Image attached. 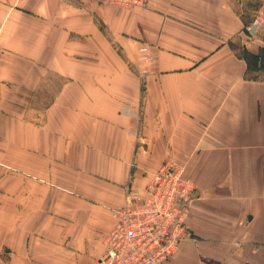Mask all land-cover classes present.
<instances>
[{"label": "crops", "instance_id": "crops-1", "mask_svg": "<svg viewBox=\"0 0 264 264\" xmlns=\"http://www.w3.org/2000/svg\"><path fill=\"white\" fill-rule=\"evenodd\" d=\"M264 0H0V264H101L165 160L194 185L163 264H264Z\"/></svg>", "mask_w": 264, "mask_h": 264}, {"label": "built area", "instance_id": "built-area-1", "mask_svg": "<svg viewBox=\"0 0 264 264\" xmlns=\"http://www.w3.org/2000/svg\"><path fill=\"white\" fill-rule=\"evenodd\" d=\"M132 10L151 0H96ZM264 27V8L245 28L252 34ZM194 185L183 169L165 160L143 190L128 188L124 204L112 210L114 223L104 236L105 255L101 264H163L174 256L179 244L191 236L187 217Z\"/></svg>", "mask_w": 264, "mask_h": 264}, {"label": "rangeland", "instance_id": "rangeland-1", "mask_svg": "<svg viewBox=\"0 0 264 264\" xmlns=\"http://www.w3.org/2000/svg\"><path fill=\"white\" fill-rule=\"evenodd\" d=\"M105 255V254H104ZM104 257V256H103Z\"/></svg>", "mask_w": 264, "mask_h": 264}]
</instances>
